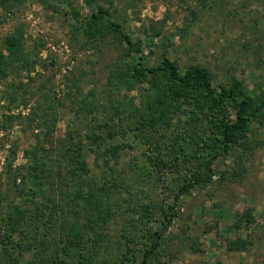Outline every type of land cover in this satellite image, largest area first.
I'll return each mask as SVG.
<instances>
[{"label":"rangeland","instance_id":"rangeland-1","mask_svg":"<svg viewBox=\"0 0 264 264\" xmlns=\"http://www.w3.org/2000/svg\"><path fill=\"white\" fill-rule=\"evenodd\" d=\"M50 2L58 8L48 9L40 0H0V50L5 38L20 30L31 63H35L30 73L11 72L6 78L0 76V174L3 173L7 157L13 152L12 175H19V178L26 174L30 152L42 154V146L55 151L59 139L73 138L78 142L92 133L99 135V125L111 116L110 100L114 105L116 101L120 104L133 97L135 106H141L139 96L146 84H140L133 92L119 91L113 86L117 73L125 70L131 61L123 54L122 47H119L109 28L102 29L105 38L99 34L92 35L91 32H97L86 28L75 30L73 17H66L59 10L62 8L70 13L75 12L78 21L89 17L99 8L108 10L111 18L120 23L126 32L144 37L146 68L158 65L165 57L182 72L190 66L205 68L216 85L235 79L254 98L264 91V0ZM117 61H121L119 65ZM11 83H15L14 87H10ZM47 92L56 99L58 108L55 110L49 109V103L43 102L41 95ZM10 93L14 95L12 101L8 98ZM41 99L40 116L35 121L26 119ZM84 102L91 105L90 110H81ZM172 117L167 133L160 131V134H164L165 143L169 142L167 137L176 133L184 134L187 141H196L204 134L203 130L198 132L195 129L189 135L184 132L185 122L190 118L188 113L179 111ZM128 123L129 119L125 125ZM139 123L141 119L134 116L130 125L134 130ZM107 134V131H101L103 137H107ZM248 137V154L235 151L227 157L219 156L212 165L214 173L211 183L198 185L180 198L177 204L178 218L164 230L162 245L149 261L150 264H264V123L261 125L259 120H255ZM112 140L118 141L119 137L115 136ZM147 149L145 145L121 151L114 174H122L133 191L141 189L143 198H147L145 205L153 202L149 196L154 191L151 197H158L154 203L157 204L158 212L154 216L157 218L162 215V210H167V204L174 205L173 196L178 183L170 178L160 183L159 173L154 172L152 183L136 184V176L128 165L140 150ZM209 149L208 146L203 155ZM84 154L89 165L88 175H95L102 181L109 180L111 171L104 172L102 169L110 166L100 162L90 151H84ZM174 156H177L176 151L173 152ZM202 160L183 164L184 170L194 169ZM2 180H6L4 175ZM166 185L168 189L163 191ZM42 188V192L48 195L54 189L52 186ZM21 193L22 189L13 184V179L0 185V201L18 202ZM117 199L111 197L114 214L100 224L102 229L98 233L103 238H99L98 243L104 247V252L100 259L95 256L96 264L101 259H114L121 249H127V245L140 260V250L145 248L148 239L144 235L150 234L157 225L154 220H142L141 216L136 215L134 232H137V238L131 234L122 239V231L127 229L131 216L114 205ZM3 205L1 225H4L8 214L6 204ZM249 208L253 209L255 222L237 229L236 221ZM128 229L132 228L128 226ZM63 234L59 227L47 231L46 242L38 252L29 255L33 259L29 264H55L58 258L68 264L74 263L59 250ZM24 236L15 239L13 259L17 264H28L23 260L27 254L22 243ZM239 236H249L252 245L245 252L228 250V241ZM107 244L109 249L105 248Z\"/></svg>","mask_w":264,"mask_h":264},{"label":"trees","instance_id":"trees-1","mask_svg":"<svg viewBox=\"0 0 264 264\" xmlns=\"http://www.w3.org/2000/svg\"><path fill=\"white\" fill-rule=\"evenodd\" d=\"M40 1L48 9L58 8L51 4L50 0ZM59 10L66 17H73L75 30L86 28L97 32L96 34L91 32L92 35L99 34L102 38H105L102 29L106 27L113 33L115 41L122 47L123 54L131 61L125 66V70H120L115 76L113 86L116 90L133 92L143 83L147 87L139 96L141 99L139 107L135 106L133 97L120 104L116 101L117 105L116 103L113 105V101L110 100L111 116L99 125V135L92 133L78 142L73 138L59 139L54 147L55 151L46 150L45 146L41 145L42 154L30 152L27 156L29 162L25 167L26 174L24 173L23 177L21 175L17 178L19 175H12L11 158L15 152L7 157L3 173L0 174V185L13 179V184L22 189V193L18 202L0 201V214L3 204L8 208L4 225L0 224V264H17L16 259H13L15 239L24 235L22 243L27 249L24 253L28 255L26 254L23 260L28 264L32 262L33 259H30L29 255L38 252L37 250L46 242V232L54 230L55 227H59L65 233L59 250L72 259L74 262L72 264H96L95 256L100 259L104 252V247L98 243L99 238H103L98 233L102 229L100 224L114 214L111 197L118 198L114 205H118L123 213H129L131 216L127 229L122 231V239L137 234L134 232L136 215L141 216L142 220L145 218L154 220L157 225L150 234L144 235L148 239L145 248L140 250V260L127 245V249H121L114 259L103 261L101 259L102 264H150L149 261L162 245L164 230L178 218L177 204L180 198L198 185L211 183L214 173L212 165L219 156L227 157L235 151L249 153L248 134L251 125L255 120H259L261 125L264 123H261L264 117V91L254 98L244 90L242 83L235 79L223 85H216L211 73L205 68L190 66L182 72L174 62L165 57L158 65L146 68L144 59L147 50L144 37L130 35L120 23L111 18L108 10L99 8L81 21L77 20L75 12L70 13L64 8ZM23 37V33L17 30L5 38L0 50L2 78H6L11 72L30 73L33 70L35 63H31ZM117 62L119 65L121 61ZM11 84L10 87H14L15 83ZM41 96L43 102L49 103V109L58 108L54 96L48 92ZM13 97L14 95L10 93L9 101L14 100ZM42 99L26 119L35 121L40 116L38 113L42 110ZM90 108L91 105L84 102L81 110L88 111ZM179 111L188 113L190 117L185 122L184 132L187 135L194 129L198 132L203 130L204 134L196 141H187L184 134L175 132L176 134L167 137L169 142L165 143L163 138L173 119L172 115ZM134 116L139 117L141 123L133 130L130 123ZM10 119L13 120V117ZM128 119L129 123L125 125ZM103 130L107 131V137L101 135ZM122 130L126 131L121 133ZM160 131L165 133L160 134ZM115 136L119 137L118 141L112 140ZM145 145L148 149L140 150L139 154L131 158L128 165L136 176V184L152 183L154 172L159 173L160 183H164L167 178L178 183L177 192L173 196L174 205L167 204V210H162V215L157 218L154 217L158 212L157 204L154 203L158 197H151L154 196V191H151L149 196L153 202L145 205L144 200L147 198H143L141 194L144 192L141 189L133 191V188L126 184L122 174H114L117 172L115 167L118 163H115L119 161L121 151ZM208 146L209 152L203 155ZM173 150L177 156L173 157ZM84 151L92 152L100 162L110 166L102 169L104 172L111 171L109 180L102 181L99 178L100 181L95 175H88L89 165ZM198 151H201L200 154ZM200 159L203 160L198 162L194 169L184 170L183 164ZM122 170L125 172V169ZM2 175L6 180H2ZM45 186L54 188L51 195L42 192V187ZM167 189L166 185L163 191ZM253 222H255L253 209L249 208L236 221L235 227L240 229L244 224L250 225ZM128 226L132 229H128ZM135 236L137 238V235ZM251 245L249 236H239L228 241L227 249L245 252ZM105 248L109 249L108 244ZM55 264L68 263L58 258Z\"/></svg>","mask_w":264,"mask_h":264}]
</instances>
